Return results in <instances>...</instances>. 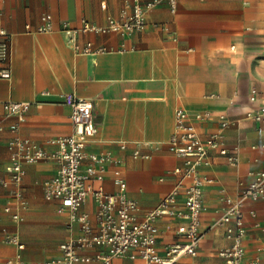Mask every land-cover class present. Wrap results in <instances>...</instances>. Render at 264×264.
<instances>
[{"label": "crops", "instance_id": "0c3cea01", "mask_svg": "<svg viewBox=\"0 0 264 264\" xmlns=\"http://www.w3.org/2000/svg\"><path fill=\"white\" fill-rule=\"evenodd\" d=\"M130 0H0L2 27L10 37L11 79H0V176L7 178L8 143L26 138L40 149L52 152L51 140L73 133L70 109L61 96L91 100L97 134L86 152H109L118 161L109 164L102 188L115 193L113 171H121L126 196L142 217L156 208L175 188L180 177L173 174L183 167L167 146L173 133L177 109L187 111L202 139L219 129L220 115L229 124L223 131L226 147L236 149L238 163H226L211 152L208 163L199 167L203 178L202 235L197 255L184 257L180 264H228L217 253L228 245L224 227H214L222 215L225 198H236L240 183L264 171V122L251 114L264 105V0H177L170 12L167 0L157 1L145 11L144 31L121 36L115 33L79 34L77 50L90 43L104 47L100 55L77 53L59 31L62 22L78 27L85 19L98 26L107 18L119 19ZM104 3V9L101 8ZM49 15L53 31L37 29L41 17ZM255 91V100L249 97ZM7 101L28 102L25 121L4 112ZM208 112L210 119L196 121L195 114ZM16 125L14 131L10 130ZM124 143L126 148L120 149ZM138 150L147 159L132 157ZM20 185L24 207L0 187V264L19 256L23 263L45 262L60 257L59 245L77 237L78 226L68 228V217L59 211V202L46 200L43 185L56 172L52 161L24 165ZM9 205L18 210L22 221L14 223ZM250 211L254 212L251 216ZM94 225L96 206L87 201L80 209ZM33 219H39L35 227ZM245 228V262L258 259L264 264V198L245 201L242 206ZM178 220L157 221L156 249L163 253L177 237ZM6 229L19 236L23 249L6 243ZM112 264H146L140 259L117 258Z\"/></svg>", "mask_w": 264, "mask_h": 264}, {"label": "built area", "instance_id": "2783aa9c", "mask_svg": "<svg viewBox=\"0 0 264 264\" xmlns=\"http://www.w3.org/2000/svg\"><path fill=\"white\" fill-rule=\"evenodd\" d=\"M170 12L176 10L177 0H167ZM157 1L142 4L140 0L126 2L125 9L119 19L108 17L106 24L94 25L82 19L78 27L68 22L60 24L59 31L66 37L72 48L82 55H100L108 52L106 48H92L87 43L81 51L77 50L76 40L79 34L115 33L128 36L142 32L147 27L146 9L153 7ZM104 3L101 8L104 9ZM38 32L53 31V22L49 15L41 17ZM10 37L2 27L0 18V79L10 80ZM63 103L70 109V120L73 133L66 137H58L50 141L55 146L54 151L47 152L26 138H14L8 145L9 160L5 167L7 178L0 176V187H12V195L24 207L21 199L20 185L24 177V165L41 161H52L56 164L54 176L43 185V196L46 200L59 202V211L67 214L68 228L78 226L79 235L68 239L59 245L60 257L45 262L23 263L18 255L4 264H112L117 258L140 259L146 264H180L184 257H195L201 240L200 216L203 211V187L211 180L205 179L199 173V167L208 163L211 152L216 153L226 163L235 166L238 163L236 149L230 151L226 147L223 131L229 124L224 115H220L219 129L216 133L202 139L198 134L191 115L182 109L174 114L173 133L167 140L170 152L183 160V167H177L173 174L180 177L175 188L163 197L159 205L146 212L142 217L138 214L137 204L126 196V184L122 173L115 169L112 173L113 183L117 187L115 193H107L102 188L104 174L109 164L118 161L109 152H86L89 141L97 134L94 123L91 100L76 98L72 94L61 96ZM249 100H255V91L251 92ZM30 103L7 101L2 104L4 112L25 121ZM208 112L195 114L193 119L205 121L210 119ZM251 118L264 122V105L251 114ZM16 125L10 127L11 131ZM126 148L124 143L120 149ZM134 159L148 156L141 155L138 150L132 153ZM240 191L236 198H225L222 215L214 227H224V236L228 245L220 249L218 257L228 264H258L255 259L245 262L243 241L245 228L242 220V206L247 200L256 201L264 198V171L251 175L248 183H240ZM92 201L96 206L94 225L87 213L80 212L81 207ZM4 211L10 213L14 223H20L22 218L18 210H12L9 205ZM251 216L254 212L250 211ZM178 220L176 239L167 244L163 253L156 249L158 237L157 221L162 219ZM3 240L12 244L18 250L23 249L19 236L2 229ZM264 252V248L260 249Z\"/></svg>", "mask_w": 264, "mask_h": 264}, {"label": "rangeland", "instance_id": "374dc122", "mask_svg": "<svg viewBox=\"0 0 264 264\" xmlns=\"http://www.w3.org/2000/svg\"><path fill=\"white\" fill-rule=\"evenodd\" d=\"M33 222L35 223V227H37L38 225H39V222H40V220L39 219H33Z\"/></svg>", "mask_w": 264, "mask_h": 264}]
</instances>
